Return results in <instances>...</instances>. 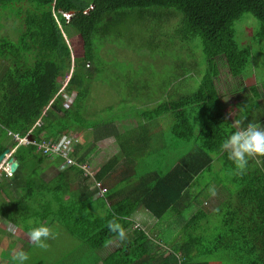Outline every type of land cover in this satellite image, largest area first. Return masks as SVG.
<instances>
[{
	"label": "trees",
	"instance_id": "obj_1",
	"mask_svg": "<svg viewBox=\"0 0 264 264\" xmlns=\"http://www.w3.org/2000/svg\"><path fill=\"white\" fill-rule=\"evenodd\" d=\"M158 8L165 9L161 14L166 18V21L159 18L158 27L171 21V16L178 17L172 34L183 43L182 59L194 55L197 49H187L186 43L200 38L199 57L205 66L204 73L194 77L195 90L183 93L190 85L182 73L178 97L172 95L152 109L136 110L133 115L137 126L116 134L122 140L119 145L120 152L125 150L124 157L112 155L98 170L93 168L94 177L84 176L83 170L75 165L59 169L61 158L57 157L53 163L58 171L45 181L39 176L43 158L34 145L17 151L19 166L12 176L0 175L1 213L14 222L20 220L27 234L42 223L44 216L50 219L49 226L55 217L77 240L68 259L65 253L59 263L52 264H264V164L256 170L248 166L243 175L231 171L234 189L226 186L229 191L212 205L211 212L192 209L185 222L179 221V214L191 205L189 194L195 178L211 160L210 151L221 152L225 166L235 167L220 147L235 131L225 118L233 108L217 111L222 107V97L227 94L235 100L233 94L242 89L241 98L264 101V80L250 85L244 81L251 46H239L236 39L237 24L248 13L260 23L253 45L257 38L264 40V0H0V17L7 12L18 24L14 38L0 31V136L3 128L26 135L39 117L41 126L31 132L35 140L57 141L61 134L80 132L88 125L95 126L97 136L111 134L107 122L115 118L114 107L109 105L94 122L88 119L83 103L89 91L87 80L93 76L92 33L110 35L117 24L111 14L117 10L129 11L134 17L155 18L157 13L153 11ZM62 12L71 13L69 20ZM104 21L108 25L98 29ZM61 26H70L79 33L80 50L68 39L72 35ZM180 31L184 34L179 41ZM185 51L188 52L184 55ZM71 55L75 68L63 92L75 91L76 95L65 108L58 78L68 67ZM162 114L171 116L173 134L185 142L195 138L196 121L203 141L179 155L166 170L149 172L151 166L139 167L141 157L131 156L150 155L148 125ZM90 132L93 131L87 134ZM3 149L1 141L0 152ZM84 158L79 157L81 161ZM112 175L113 183L104 191L93 186L94 179L105 181ZM71 183L75 188H70ZM2 193L10 200L2 199ZM139 208L157 217L154 227L160 229V239L173 247L168 254L141 222H135L134 226L130 215ZM171 212L176 219L170 221L167 216L168 221L171 224L179 221V238L186 236L179 243L176 234L167 233L162 225L164 215ZM213 212L216 222L208 219ZM32 220L34 225L29 223ZM112 220H117L126 230L127 239L123 242L109 232L107 224ZM197 222L200 226H196ZM197 227H200L198 232ZM7 257L13 264L12 257Z\"/></svg>",
	"mask_w": 264,
	"mask_h": 264
},
{
	"label": "rangeland",
	"instance_id": "obj_2",
	"mask_svg": "<svg viewBox=\"0 0 264 264\" xmlns=\"http://www.w3.org/2000/svg\"><path fill=\"white\" fill-rule=\"evenodd\" d=\"M163 10L165 9L158 8L154 10L153 12L157 13L155 18L134 17V15H130L129 11L117 10L111 14L112 19L117 20V24L110 35L102 37L101 32L98 33V31H96L92 33L91 41L93 53H95L94 61L91 63L93 76L87 80L89 91L83 102L87 110L84 111L89 113L88 119L90 121L96 122L95 120L101 116V112L109 109V105H112L114 110L120 114L126 112L134 113L136 110L155 108L159 103H163L164 100L170 98L172 95L178 97L179 94H181L179 93V81H181L179 76H181L182 73L186 76L185 78H187V84L190 85L183 93L188 94L192 92V90H195L196 85H194V83L196 80L194 77L199 73H204L205 66L203 59L199 57V54H202L199 48L200 38L195 39L193 42L187 40L189 42L186 43L187 49L193 50L195 47H197V49H194V55L190 52V57H184V59H182L180 49L183 43L180 44L176 41L175 36L172 34L173 26L178 20V17L171 16L169 18L172 19L171 21L163 22L161 26L158 27L157 23L159 18L165 19L166 21V18L161 14ZM62 15L68 17L69 20L71 13L69 15L62 13ZM244 16L246 18L241 19L237 24L239 27L237 29L236 39L239 46H251L249 63L245 67L243 73L245 84L250 85L253 82H262L264 80V40H258L257 38V40H255V45H253L252 42L256 37V30L260 26V23L248 13H245ZM0 23L2 24V28L0 29L2 34H6L10 38L16 36L14 28L15 25L18 24L13 15L7 12L2 14ZM107 25L108 21L101 22L98 29L100 27L103 29ZM61 28L62 30H66V32L68 31V35H72L68 39L70 41L72 39L71 43L80 50L82 40L79 33L70 26H61ZM183 34V31L179 32V41L182 39ZM187 52L188 51H185L184 55ZM71 62L73 63V61ZM87 65L88 64H86V66ZM192 78L194 80L193 82ZM74 94L75 92L71 93L69 101L72 102L74 100ZM252 107L251 103L245 107L244 110L247 115L252 111ZM162 116H165V122L163 121L164 118L161 119ZM161 117L153 120L148 125V131L151 133L148 145V150H151L150 155L146 153L143 156H131L132 158L141 157L140 168H145V165H148L155 167L158 171H164L174 163L173 161L179 158V155L185 153L186 149H188V144L183 140H179V137L173 134L171 116L169 114H162ZM194 122V128L196 130L199 125L196 121ZM91 126L93 128L95 127L93 125ZM74 135L78 137L76 133H74ZM93 136L94 135L89 134V139L86 140L89 144L87 151H94L96 147H99L95 155L91 156V159H89L94 161L88 162L90 163L89 168H91L90 170L92 172L93 168L95 170L99 169L104 161L106 162L116 151L114 147H111L110 143H105L103 145L98 139H95L92 144ZM111 138V135H109L108 139ZM114 139L117 142L122 141L117 138ZM197 142L201 143L199 140H197ZM119 148H121V146ZM123 153L118 154L120 158H122ZM220 155L222 156V154ZM95 158L99 163V165L97 163V166H94V164H96ZM223 161V158L218 159L221 166V162ZM248 166H250L252 170H256L257 168H262L263 164L258 165L255 161H249ZM56 171V169L49 166L45 168L43 175L49 178L54 176ZM1 172L2 169L0 168V173ZM230 176L231 174H226L225 170L222 168L213 171L212 166L210 170H205L199 174L195 178V180H197H194V187L190 188L189 201H191V205L188 209L183 211L184 213L181 212V214H179V221L183 219V222H185L189 217H186L187 214L191 213L192 209L201 208L205 211L208 210V213L211 212L212 205L221 201L222 194H225V187L229 186L234 189ZM220 179H222L224 183H222ZM103 182V187H108L113 183L112 177ZM71 184L73 185L74 183ZM213 187L216 190L215 196H212L209 191V189ZM215 216L213 212V215L208 216V219L216 222ZM167 218L166 216L163 220L162 225L164 229L167 230V233L171 231L176 234L175 240H179V221L171 224ZM147 221L149 220L146 218L145 223L148 225L150 222ZM29 223L34 225L35 222L32 220ZM196 226H200L199 222L196 223ZM50 227L55 231L56 238L46 241L49 245L47 250L41 249L35 244L33 245L28 236L23 232L17 231L11 237H3V239L0 240V260L3 251L9 250L14 254L16 251H25L27 249H30L26 251L29 255V259L25 264L59 263L65 253L68 259V256L72 253V247L77 244V240L70 236L68 229L60 224L58 220L54 221ZM151 227L149 226V229ZM199 229L200 227L195 228L196 232H198ZM184 232L182 231V233ZM174 234H172V237ZM151 236L156 237L154 232L151 233ZM169 236H171V234ZM163 238L165 239L168 237L164 236ZM171 247L172 245L160 244V248L164 249L167 254L173 249V247ZM4 262L3 260L2 263ZM14 263L13 261V264Z\"/></svg>",
	"mask_w": 264,
	"mask_h": 264
},
{
	"label": "crops",
	"instance_id": "obj_3",
	"mask_svg": "<svg viewBox=\"0 0 264 264\" xmlns=\"http://www.w3.org/2000/svg\"><path fill=\"white\" fill-rule=\"evenodd\" d=\"M19 24H21V23L19 22ZM20 27H21V25H20ZM71 57H72V59L70 60V63L68 65V67L65 68V72L62 73L60 75V77L58 78V84H61L62 83V86L60 87L59 91L61 93H63L62 94L63 95V98L66 96L65 98L68 97V99H70L69 96L71 95V93L72 92H75V91H72L70 94H67V93L63 92V90H64L63 87H65L67 81L72 76L73 71H74V68H75L74 67L75 66V63L73 61V56L71 55ZM71 61H73V63ZM71 63H72V67H71ZM241 90L242 89H240L239 91H237L236 93L233 94V96L235 97V100H232L231 96L225 94L222 97V101H223L222 102V107L219 108V110L217 109V111H221L222 109H225L226 107H232L233 108L231 111H229L225 115V118L227 119V121L229 122V124L235 130H237V128L246 127L247 124L250 123V122L251 123H258V124L264 125V101L263 100L248 101V100H246L244 98H241V95L244 92V91H241ZM75 95H76V92L74 94V98H75ZM63 101H64V99H63ZM249 103H251V105L253 107H252V111L250 110L251 111L250 114L247 115V113H245V110L244 109H245V107H247L249 105ZM64 107L65 108H68L69 106L68 105L66 106V104H65ZM47 108H48V106L45 107V109H47ZM262 112H263V114H262ZM43 113H44V111H43ZM111 113H112V111H111ZM119 114H120L119 112H116L113 109L112 115H115V118L113 120H110L109 119L108 122H107V123H109V126L112 128L111 134H108V136L111 135V137H112L111 139H108V136H104V135L97 136L95 134L96 128L95 127L93 128L91 125L90 126H86V128L83 129L80 132L63 133V134H61L57 138V141H59L65 135L69 139H72V140L77 139V141H75L71 145L72 148H71V150L69 152V156L74 161V164H72V165H75L78 168L82 169L84 176H87V177L88 176H92V177H94V172L96 170L95 171L93 170V172L90 170V173H89V172H87L86 170H84L81 167V164L88 165L87 163L89 161H94V160H89V159H91L90 157L91 156H94L95 153H96V151L99 149V147H96L94 149V151H87V147H88L89 144H88V142H86V140L89 139V134L90 135H94L92 137L93 138V141L91 142L92 144L94 143V140H95L94 137H97L96 139H98L100 141V143H102L103 145L105 143H110L111 147H114V149L116 150L115 153L113 154V155H115V154H119L120 153V148H119L120 145H119V142H117L114 139V138H117L116 137V134H122L125 131H128L130 129H133V128H135L137 126L136 119H135V116L133 115V113L126 112V113L120 114V117L118 116ZM41 124H42L41 123V117H39L33 123V125L30 127V129H29V131H28V133L26 135H20L19 132H17V131H14V130L9 129V128H3L4 133L0 136V142L1 141L4 142V149L0 152V154L3 153L6 149L8 150V152L5 153L4 157L0 161V167H1L2 164L5 165L6 162L9 163L8 162L9 158H12V157H15L16 158L17 151L21 147L24 148V147H27L28 145H34L35 146V150L38 153H40V155L43 158V161L41 163H39V166H40L39 176L42 177L45 181H49L53 177V176H51V177L47 178V177H45L43 175V172H44L45 168L51 166L52 168H54V169H56L58 171V169L56 168V165L53 163L54 162V160H53L54 158H57V157L61 158V162H60V164L58 166L59 169H64V168H67V167L72 166V165H67L66 160L62 156L57 155V154L48 155V154H45L41 149L38 148L37 144H39L43 140H46V141L47 140H52V141H54V139H46V138H43L41 140H35V138L31 134V132L33 131L34 128L41 126ZM199 127L200 126H198V128L194 132L195 133V138L194 139H190L189 141L188 140L186 141V143L188 144V149H186V152L189 151L190 148H194L197 145H201L203 139H201L200 134L198 132L199 131ZM90 130L93 131V132H90L89 134H87L88 131H90ZM85 131H87V133ZM74 133H76L78 135V137L76 135H74ZM16 136H18L19 138H26L28 140V143H25V141L22 142V141L17 140ZM197 140H199L201 143H198ZM75 145L78 146L76 149H75ZM76 150H77V154L74 153ZM220 153L221 152H219V153H212V151L209 152L208 158L210 157L211 160L209 161V163L207 164L206 168L203 171L210 170L211 169V166H212V170L213 171H217L219 168L220 169L222 168L223 170H225V173L226 174H230L231 171H234L235 170V169L232 170V168H235L233 166H230V167H228L227 165L225 166V162H221L222 163V166L219 164L218 159H222L223 158L220 155ZM183 154H185V153H183ZM81 156L86 157V158H84L85 161H81L79 159V157H81ZM122 157H124V156H122ZM121 160H123V159H121ZM17 161H18V159H17ZM95 163L96 164H94V166H97V163L98 162H97V159L96 158H95ZM118 163H119V165H121L120 164L121 162H118ZM18 166H19V161H18ZM57 171H56V173H57ZM155 171H156V168L155 167H151L149 172H155ZM7 173H8V171H5L3 169L2 172L0 173V175H5V176L6 175L7 176H12L13 175V173H10L9 172L8 173L9 175ZM201 173H199V174H201ZM111 177H113V175ZM103 183H104L103 181H97V180L94 179V183H93L94 185L93 186L99 188V187L103 186L102 185ZM70 188H75V185H73V186L71 185ZM226 192H227V189H226ZM1 195H2V199L6 200V201H9L10 200L9 197L6 196L4 193H2ZM17 196L15 198H18ZM138 212H141V213H138ZM49 215H50V213H49ZM164 216L165 217L166 216H169L170 217V221H172V219H176V216H174V214H172V212L169 213L168 215L166 214ZM49 218H50V216H49ZM146 218L149 220L147 222H150V223H148V225H147V223H145V219ZM130 219L133 221V224L135 222L140 223V220H141L142 226H144V229H146V230L149 231V234L150 235L153 232L155 233L156 237H154V238L157 239V241L159 242V244L168 245L165 242L163 243V240L160 239V237H159V233H161L160 232V229L154 227L155 223L158 221L157 217H155L153 214H151L148 210H146L144 208H139V210H136V211H134V212L131 213ZM142 220H143V222H142ZM54 221H57V219L55 217H52V222H54ZM49 222H50V219H48V218H46L44 216L43 219H42V224H47L48 225ZM134 226H135V224H134ZM149 226L150 227L152 226V227L149 229ZM17 231L18 232H23L24 234H26L28 236V234L25 233V231L22 229V227L20 225V220H18L17 222H14L11 219L7 218L6 215H4L3 213L0 212V240H2L3 237H8V236L11 237V236H13V234L15 232H17ZM18 235H19V233H18ZM184 237H186V236L180 235V238L179 239L181 240ZM177 241L179 243V240H177ZM26 251H28V249L25 250V252ZM7 256H9V257H12L13 256V254L11 253V251H9V250L8 251H3V254H2L1 260H0V264H5V263L12 264L10 262V260L8 259ZM3 260L5 261L4 263H2Z\"/></svg>",
	"mask_w": 264,
	"mask_h": 264
},
{
	"label": "clouds",
	"instance_id": "obj_4",
	"mask_svg": "<svg viewBox=\"0 0 264 264\" xmlns=\"http://www.w3.org/2000/svg\"><path fill=\"white\" fill-rule=\"evenodd\" d=\"M67 14L69 15L70 12ZM64 18L67 19L68 17L64 16ZM65 97L63 105L69 101L68 97ZM70 103L72 102L69 101L68 106ZM220 147L221 151L228 154V159L233 161L235 173L243 175L247 171L250 159H254L258 165L264 164V125L250 122L246 127L237 128L222 142ZM3 167L4 164L0 168L3 170ZM209 191L212 196L216 195L214 187L210 188ZM107 227L109 232L114 233L119 241L123 242L127 239L126 230L117 220L109 221ZM28 238L37 247L47 250L49 245L46 241L55 239L56 233L47 224L38 223L28 232ZM28 259V253L23 250L14 252L12 256V260L17 264H25Z\"/></svg>",
	"mask_w": 264,
	"mask_h": 264
},
{
	"label": "built area",
	"instance_id": "obj_5",
	"mask_svg": "<svg viewBox=\"0 0 264 264\" xmlns=\"http://www.w3.org/2000/svg\"><path fill=\"white\" fill-rule=\"evenodd\" d=\"M67 14V13H65ZM68 15V14H67ZM68 19V18H67ZM69 104V101L67 102L66 106ZM17 140L22 141L25 143H28V140L26 138H19L16 136ZM77 141V139H69L67 136H63L59 141H52V140H43L39 144H37L38 148L41 149L45 154L52 155L57 154L62 156L65 160L67 165L74 164L73 159L69 156V152L72 148V144ZM81 167L90 173V168L86 164H81ZM5 171H8L9 173V164L6 162L4 167ZM102 191L105 190V187L101 186L99 187Z\"/></svg>",
	"mask_w": 264,
	"mask_h": 264
},
{
	"label": "water",
	"instance_id": "obj_6",
	"mask_svg": "<svg viewBox=\"0 0 264 264\" xmlns=\"http://www.w3.org/2000/svg\"><path fill=\"white\" fill-rule=\"evenodd\" d=\"M6 152H8L7 149L3 153L0 154V161L2 160ZM8 162H9V172L13 173L18 166V161L15 157H12V158H9Z\"/></svg>",
	"mask_w": 264,
	"mask_h": 264
}]
</instances>
